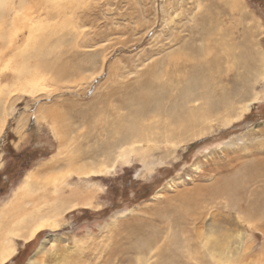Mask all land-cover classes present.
Masks as SVG:
<instances>
[{"label":"rangeland","instance_id":"obj_1","mask_svg":"<svg viewBox=\"0 0 264 264\" xmlns=\"http://www.w3.org/2000/svg\"><path fill=\"white\" fill-rule=\"evenodd\" d=\"M233 1L0 0V212L55 183L89 193L30 242L0 220L5 264H139L118 259L150 242L154 264L163 242L171 264H264V0ZM217 58L231 109L182 127L137 100Z\"/></svg>","mask_w":264,"mask_h":264},{"label":"bare ground","instance_id":"obj_2","mask_svg":"<svg viewBox=\"0 0 264 264\" xmlns=\"http://www.w3.org/2000/svg\"><path fill=\"white\" fill-rule=\"evenodd\" d=\"M236 3H237V1L234 0L232 4L236 5ZM244 16H246V15L244 14ZM178 60H180V59H178ZM203 60H205V58ZM225 60H227V59H225ZM174 62H176V61H174ZM221 65H222V63H221L219 58L214 59L212 61H204V62L200 61V60H196V62H195V60L186 59L184 61L183 65H181V66L178 65L176 67V71L173 73L174 76H172L173 75L172 74L169 81H167V82H156V83L150 82L149 83V85H150L149 88H151V89H149L150 92H147L146 94L140 95L139 97H137V100H141L144 105H148V104L152 105L153 104V106L156 110L159 107H162L164 105L167 108L166 113L170 114V115H168L169 118L166 116L168 119H167V121L166 120L165 121L168 124H171V125L176 124V125H179L182 127H187L189 125L194 124L196 122V120L199 118L200 114H204L207 117L208 116L210 117L211 115L213 116V114L220 109H228L229 110L232 107V103L230 101L232 93L229 91L228 87L226 85H224V82L228 81L229 76H226V74H224ZM188 67L191 69V71H193L194 73H197V76H194L192 74L195 77V79L189 78V77L187 78V76L184 74V71L187 70ZM190 75H191V73H190ZM198 101H202L203 104L201 106H196L195 104ZM172 112H173V114H172ZM144 121L145 120H143V122ZM128 122H130V121H128ZM136 124H137V122H136ZM134 129H135V127H134ZM139 132H140V130L136 129V132H134L135 136L142 138V136H140ZM169 138H171V137H169ZM132 139L133 138H130V137H121L120 139H118L114 143L115 149H116V147L120 146L122 143H128V142L130 143V141ZM83 159H84V157L79 156L77 158H72V159H68V160H66V159L65 160H56V161L53 160L50 163L42 165L40 167V169L37 170V172L30 175V177H28V179H27L28 183H29V185L36 183L35 188H36L37 184H38V187H40L38 180H39L40 174H42L43 172L53 170V169H57V168H60L61 166L75 165L76 163L81 162ZM93 161H96V162H93V164H97V163L101 162L99 159V156L93 157ZM100 173H102V170L96 171L95 175L100 174ZM72 181H74V180H72ZM56 184L57 183H55V187H53V188H50V189L45 188L46 190L43 192V194H41L39 196L36 195L34 197V196H29L30 194H25L24 195L25 198H24V200H22V203H23V201L25 202L24 204H21V205L17 204L16 207H11L9 210H7L8 209L7 208L4 212L1 211L0 212V220H2V222H3V224H1L3 226V228L9 232H13V231L17 232L16 233L17 237L26 239L30 242L38 234H40V232L43 231L44 229L58 228L60 226L59 222L58 223L57 222H50V220H51L50 218L53 217V215L58 214L59 212L61 215V212H63L67 207H69V204L72 201L80 200L82 202H85L84 199L89 197L88 191L84 190L82 187L71 188L69 186V184L66 182H64L62 185L61 184L56 185ZM31 186L33 187V185H31ZM46 186L47 185H45L44 187H46ZM21 199H23V198H21ZM117 234H119V233H117ZM123 238H126V237H123ZM115 239H117V238H115ZM115 239H112V240L114 241ZM207 239L208 238L206 236V240ZM137 240H138V238H137ZM122 241H123V239H122ZM137 243H139V242H137ZM157 243H158V241H157ZM116 244H118V243H116ZM126 244H129V243H126ZM132 244H134V243H132ZM94 247H96V246H94ZM119 247H118V249H119ZM97 248L98 247H96V249ZM116 249H117V247H116ZM125 249H126V247H125ZM153 249H154V245L152 244V242H150V243L143 245V247L140 248V250H138L141 252L142 255L140 254V256L137 257L136 259L130 260L127 257L126 258H120L119 257L120 259H118V260L123 261V262L128 260L130 263H134L137 261V263H139V264L140 263L141 264H154L153 262L151 263V260L153 258ZM156 249L158 250V253H157L158 259H157V261L155 260L156 264H171V262L173 260H171L172 258H170L169 255L166 253V244L163 242ZM5 250L6 251H4L0 256V264L7 263L9 260H11L15 256L16 251H15V249H13V247L11 248V250L9 249V251L7 249H5ZM120 250H124V249H120ZM126 250H128V249H126ZM134 250L135 249L133 247V251ZM114 251H116V250H113V255H114ZM135 252L136 251H134L133 253H135ZM103 253H101V254H103ZM110 253H112V249L110 250ZM78 255H79V258L78 259L73 258L72 261L69 262V264H92V263L97 264L98 262L103 261L102 257H100L101 255L100 256L98 255L95 258H92V257L90 258V255L85 254V253L78 254ZM132 255H134V254H132ZM110 257H111V255H110ZM108 264H110V263H108Z\"/></svg>","mask_w":264,"mask_h":264}]
</instances>
